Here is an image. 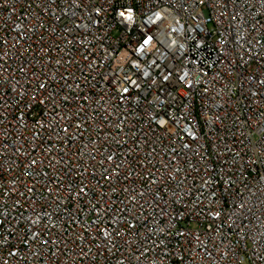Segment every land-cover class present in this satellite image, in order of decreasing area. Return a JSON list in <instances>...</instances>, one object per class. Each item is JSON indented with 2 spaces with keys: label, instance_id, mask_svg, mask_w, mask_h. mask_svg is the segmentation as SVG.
<instances>
[{
  "label": "built area",
  "instance_id": "built-area-1",
  "mask_svg": "<svg viewBox=\"0 0 264 264\" xmlns=\"http://www.w3.org/2000/svg\"><path fill=\"white\" fill-rule=\"evenodd\" d=\"M0 264H264V0H0Z\"/></svg>",
  "mask_w": 264,
  "mask_h": 264
}]
</instances>
